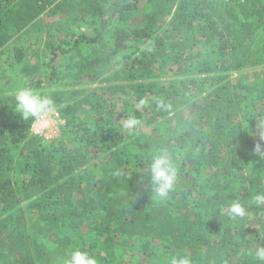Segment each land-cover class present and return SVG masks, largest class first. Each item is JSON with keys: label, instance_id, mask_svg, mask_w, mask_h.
I'll return each mask as SVG.
<instances>
[{"label": "trees", "instance_id": "1", "mask_svg": "<svg viewBox=\"0 0 264 264\" xmlns=\"http://www.w3.org/2000/svg\"><path fill=\"white\" fill-rule=\"evenodd\" d=\"M145 2L0 0L13 64L28 35L49 56L0 94V264H65L77 249L99 264H262L264 0ZM23 87L54 99L58 138L14 111ZM162 147L178 177L157 203L140 180ZM236 200L250 219L220 212Z\"/></svg>", "mask_w": 264, "mask_h": 264}, {"label": "clouds", "instance_id": "2", "mask_svg": "<svg viewBox=\"0 0 264 264\" xmlns=\"http://www.w3.org/2000/svg\"><path fill=\"white\" fill-rule=\"evenodd\" d=\"M14 111L20 114L23 120L28 121L30 127L39 130H47L53 127L59 119L54 99L30 87L17 90ZM138 124L139 121L129 119L125 127L131 129ZM258 127L259 135L261 139H264V119L258 121ZM253 151L264 159V146L257 144ZM145 165V168L141 169L143 175L140 183H144V178L147 177L151 185L152 202L158 203L166 200L169 193L174 189L178 177L172 154L166 147H162L145 162ZM253 202L258 207L264 205V192L257 193L253 198ZM220 212L232 219L251 218V213L239 200L230 203L225 208H221ZM255 256L264 264V247L258 248ZM65 264H99V262L89 252L77 249L69 253ZM170 264H192V261L188 256H174Z\"/></svg>", "mask_w": 264, "mask_h": 264}, {"label": "rangeland", "instance_id": "3", "mask_svg": "<svg viewBox=\"0 0 264 264\" xmlns=\"http://www.w3.org/2000/svg\"><path fill=\"white\" fill-rule=\"evenodd\" d=\"M141 8H145L146 2L145 0H140ZM86 29V27H83ZM13 43V41H12ZM21 46L25 48L27 62L24 65H14L12 62V44H6L5 46L0 48V94L2 93L3 89L9 88H16L20 84H23L26 81H31V78L27 77L25 71L23 70L24 66H32L33 64L39 62L46 63L48 62L49 56L42 55L39 50H42L44 47V41L37 39L36 35H28L25 37L21 42ZM41 47V49H39ZM123 61L116 60L115 65H121ZM42 73L36 74L33 78L34 79H41L43 80V86L48 89V82L45 80L44 73L46 74L45 68L42 67ZM43 74V75H42ZM42 75V76H41ZM28 84V83H27ZM142 192L147 194L149 198H151V188L150 187H142ZM169 200V196L166 200L162 201L166 203ZM134 255H138V252L135 250L132 251ZM139 256V255H138ZM145 261H150V259H143V256H139V262L141 264H145ZM151 264H161L153 260Z\"/></svg>", "mask_w": 264, "mask_h": 264}, {"label": "built area", "instance_id": "4", "mask_svg": "<svg viewBox=\"0 0 264 264\" xmlns=\"http://www.w3.org/2000/svg\"><path fill=\"white\" fill-rule=\"evenodd\" d=\"M52 1L54 2V4H57L58 2H60L62 0H52ZM57 116L59 119L53 127H50L47 130H39L37 128L31 127V129H30L31 132L34 135L40 136L47 141L58 138L61 135L62 127L65 124V119L61 116V113L59 112L58 109H57Z\"/></svg>", "mask_w": 264, "mask_h": 264}]
</instances>
